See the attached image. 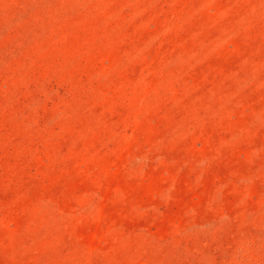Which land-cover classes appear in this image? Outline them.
<instances>
[{
    "label": "rangeland",
    "instance_id": "obj_1",
    "mask_svg": "<svg viewBox=\"0 0 264 264\" xmlns=\"http://www.w3.org/2000/svg\"><path fill=\"white\" fill-rule=\"evenodd\" d=\"M0 264H264V0H0Z\"/></svg>",
    "mask_w": 264,
    "mask_h": 264
}]
</instances>
